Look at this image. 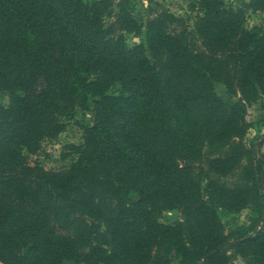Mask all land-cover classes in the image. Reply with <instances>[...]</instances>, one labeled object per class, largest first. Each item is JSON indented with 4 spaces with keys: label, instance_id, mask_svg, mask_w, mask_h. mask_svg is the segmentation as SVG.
Masks as SVG:
<instances>
[{
    "label": "trees",
    "instance_id": "16d2710c",
    "mask_svg": "<svg viewBox=\"0 0 264 264\" xmlns=\"http://www.w3.org/2000/svg\"><path fill=\"white\" fill-rule=\"evenodd\" d=\"M187 1L191 26L152 0L143 24L132 0H0L3 264H264V152L243 142L264 94V26L246 18L264 0ZM89 101L71 162L28 163ZM248 205L227 232L218 207Z\"/></svg>",
    "mask_w": 264,
    "mask_h": 264
},
{
    "label": "rangeland",
    "instance_id": "374dc122",
    "mask_svg": "<svg viewBox=\"0 0 264 264\" xmlns=\"http://www.w3.org/2000/svg\"><path fill=\"white\" fill-rule=\"evenodd\" d=\"M156 1L159 6L164 7L166 10L174 13L175 15L184 19V21L191 26L193 23L194 13L190 10L187 0H152ZM244 0H224L225 4L230 7H239L243 4ZM134 5L133 14L137 18L138 22L143 24L145 22L144 12L147 5L151 0H132ZM152 2V3H153ZM155 5V4H153ZM108 20V18H106ZM246 23L250 27L253 24H259L264 26V11L257 12H247ZM127 41L129 44L134 42L143 41L145 38L144 29L137 34L127 33ZM116 92L117 85L111 87V89ZM215 90L218 94L223 97L229 96L230 92L227 87L222 82L215 83ZM239 92L234 93L233 98L238 97ZM8 92L6 90L0 91V104H8ZM245 119L249 122V127L243 137V142L245 146L253 149L255 155L264 152V94L260 93L258 97L250 102H247ZM63 120L66 122L65 128L56 136H46L44 137L36 150L29 151L24 149L27 157V161L30 164H41L45 168H56L62 165H67L71 162L70 156H76L72 151L71 144H77L84 139L85 133L83 130V125L89 123L93 120V105L89 101L87 106L84 108L76 107L74 108L72 115H63ZM238 175H230L227 178L229 181L235 180ZM218 214L224 224L225 230L229 232L235 226L241 223L248 222V217L251 213L250 206H246L239 211L227 210L224 207H218ZM180 217V214L175 209L164 210L161 219L163 221H168L169 219H175ZM100 230L105 233V225L100 224ZM100 239L108 245L106 242L110 240L108 234L101 233ZM235 264H246L245 261L237 255L233 258ZM0 264L3 262L0 260ZM64 264H71L69 262H64ZM78 264H87L86 262ZM103 264V263H96ZM171 264H181L177 259L173 258Z\"/></svg>",
    "mask_w": 264,
    "mask_h": 264
}]
</instances>
